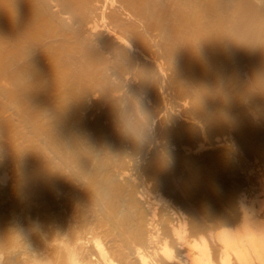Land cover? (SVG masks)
Wrapping results in <instances>:
<instances>
[{"label":"bare ground","instance_id":"1","mask_svg":"<svg viewBox=\"0 0 264 264\" xmlns=\"http://www.w3.org/2000/svg\"><path fill=\"white\" fill-rule=\"evenodd\" d=\"M112 1L0 0V264H264V0Z\"/></svg>","mask_w":264,"mask_h":264},{"label":"rangeland","instance_id":"2","mask_svg":"<svg viewBox=\"0 0 264 264\" xmlns=\"http://www.w3.org/2000/svg\"><path fill=\"white\" fill-rule=\"evenodd\" d=\"M101 2H98V4L96 3V5H97V7H99L98 8V10L96 11L97 13H99V14H105V15H107V13H109L111 10H113V8L115 7V4H114V1H112V0H100ZM113 3H112V2ZM112 4H111V3ZM262 4V3H261ZM117 6V5H116ZM254 6H255V4H254ZM101 12V13H100ZM104 15V16H105ZM123 16L121 17V19L122 20H128V17H126L125 16V14H122ZM108 20V18H100L99 19V21H98V26L96 27L97 29H95L94 28V30H96V31H93V30H90V27H88L89 28V30L90 31H93V32H98V31H100L103 35H105V36H108V37H113V36H115L117 33H111V32H115L114 30H112L111 29V25H110V23H109V20ZM109 25V26H108ZM111 26V27H110ZM110 27V28H109ZM91 29H93V28H91ZM110 29V30H109ZM140 30V29H139ZM142 30V29H141ZM108 31H109V33H108ZM150 32V31H149ZM111 33V35H109ZM152 33V34H151ZM151 33H149L150 34V36L148 35V41H149V45H151V47H150V51H149V56L148 55H145L144 56V58H142V61H143V63L145 62V63H147V62H153V63H155L156 65H159V67L161 66V68H162V70H164V71H162V72H160V69L158 70V68L157 69H155L154 68V70L156 71L155 72V74H154V78L158 81V84H157V95L160 97V99H165V101L163 100V103H162V100H161V103L163 104H160L159 105V109L158 110H160L161 112L159 113V118H162V120H164V118L166 119V116H169L170 118H174V119H170V121H172L173 123H171L169 120L167 121V126H172V124H174L175 125V123L176 122H174V121H176L177 119V121L179 122V121H186L187 123L188 122H190V120H189V117H188V113H187V110L189 109V106H191L190 104H191V99L189 98L190 96H188V94L185 96V94L186 93H184V96L181 94V97H180V94H179V90L177 89V83H175L174 82V64L173 63H175L174 61H172V60H175L174 58L172 59V57H170V59L169 58H167V57H169L167 54H166V56H163L164 54H165V52L163 51V47L161 46V44H162V40L160 41L159 40V38L160 39H162L161 38V34H160V32L158 31V30H151ZM113 35V36H112ZM152 37V38H151ZM115 40L117 39V38H114ZM160 44H159V43ZM154 44V45H153ZM160 47H159V46ZM163 51V52H162ZM159 52V53H158ZM164 53V54H163ZM161 54V55H160ZM159 55V56H158ZM160 56H163V57H160ZM140 58V59H141ZM151 58V59H150ZM146 60V61H145ZM166 60V61H165ZM238 64V65H237ZM236 65L240 68V66H239V63H236ZM235 65V66H236ZM163 66V67H162ZM165 67V68H164ZM234 67V66H233ZM234 69H235V67H234ZM241 69H239V71H240ZM244 70V69H243ZM172 71H173V74H172ZM239 71H237L238 73H239ZM242 71V70H241ZM240 71V72H241ZM238 73H237V75H238ZM240 74H242V72L240 73ZM239 74V76L238 77H240V79H242V76H243V79H245L244 78V75L242 74V75H240ZM169 75V76H168ZM173 75V76H172ZM159 76V77H158ZM130 77V76H129ZM128 77V78H129ZM128 78H126V79H124L125 81L127 80L128 81ZM225 80H229V77H226L225 76ZM160 79V80H159ZM172 79V80H171ZM243 79H242V82H243V84L245 83V82H247V80L245 79V82L243 81ZM132 80V79H131ZM130 80V78H129V82H133V81H131ZM134 80V79H133ZM136 80V79H135ZM134 80V83H132V84H134V85H136L137 84V80L135 81ZM123 82V84H127V85H132V84H128V82ZM241 81V80H240ZM134 85H132V86H134ZM161 86V87H160ZM176 86V87H175ZM129 87V86H128ZM159 88H160V90H159ZM174 88V89H173ZM164 89V90H163ZM176 89H177V91H176ZM182 91H180V93H181ZM178 93V94H177ZM115 94V93H114ZM119 94V95H118ZM121 92L120 93H116V95H114V97L113 98H117V97H120L121 95ZM98 95V93H96L94 96H92V97H95V96H97ZM92 97H90L91 99H95V98H92ZM184 97V98H183ZM169 98V99H168ZM108 99H111L110 97H106V99L104 98L102 101H104V103H105V100H106V102L108 101ZM174 99V100H173ZM181 100V101H180ZM170 101V102H169ZM173 102V103H172ZM88 104L90 103V100L87 102ZM149 104H151V103H149ZM188 104V105H187ZM188 108V109H187ZM178 110V111H177ZM186 111L185 113H187V119L185 118V116L183 117V115H184V113H183V111ZM190 110V109H189ZM188 110V111H189ZM97 111V110H96ZM96 111H94V113H92L91 115H93L94 117H95V115L94 114H98V112H100L99 110H98V112H96ZM182 111V113H180ZM182 115V117L180 116V114ZM179 114V115H178ZM90 115V114H89ZM179 117H178V116ZM3 116H6V114H4ZM90 118H88V119H90V120H93L92 119V117L91 116H89ZM164 117V118H163ZM186 122H185V124H186ZM184 123V122H183ZM173 125V126H174ZM230 138H231V141H230ZM234 138V135H229L228 136V134L226 133V134H223L222 136L221 135H218L217 137L215 136L214 138H213V140H212V138H211V142H213V143H211V146L210 147H220V148H223L222 146H225V145H229V142L230 143H234V141L233 140H235V139H233ZM1 140H3V139H1ZM1 140H0V142H1ZM216 140V141H215ZM221 140H223V141H221ZM228 140V141H227ZM225 141V142H224ZM162 143H164V141L162 142ZM225 143V144H224ZM1 145V147L2 148H4V143H0ZM3 144V145H2ZM170 147H173V146H171L170 145ZM207 147L209 148V146L207 145ZM207 147H205V149L204 150H206V149H208ZM2 148H0V152H1V150H2ZM174 149H175V147H174ZM176 150V149H175ZM190 152L192 153L193 151H191L190 150ZM189 151L187 152V153H190ZM194 153V152H193ZM249 158H250V160H249ZM0 159H2L1 157H0ZM258 159V160H257ZM247 160H248V164H252L251 166H253L252 167V169H254V171H252V174H256L257 175V173L259 174V175H257V176H259L260 177V175H261V178H264V163H262V161H261V159H259V158H255V160L256 161H254V158H252L251 159V157H248L247 158ZM256 164V165H255ZM262 173V174H261ZM252 174H251V176H252ZM10 175H12V174H10ZM9 175V176H10ZM254 176V175H253ZM260 178V179H261ZM8 179V178H7ZM258 181V180H257ZM256 181V182H257ZM262 181H264V179H262ZM254 188V187H253ZM255 189H257L256 187H255ZM259 196H260V198H262V197H264V194H259ZM150 197H152L151 196V194H150ZM262 199H264V198H262ZM163 208L162 206H159V208ZM262 213H264V211H261V213L260 214H262ZM168 240H169V242H171V243H173L174 244V242L173 241H175L174 239H169L168 238ZM167 240V241H168ZM176 247V246H175ZM177 248V247H176Z\"/></svg>","mask_w":264,"mask_h":264},{"label":"snow or ice","instance_id":"3","mask_svg":"<svg viewBox=\"0 0 264 264\" xmlns=\"http://www.w3.org/2000/svg\"><path fill=\"white\" fill-rule=\"evenodd\" d=\"M260 85L262 88H264V78H261Z\"/></svg>","mask_w":264,"mask_h":264}]
</instances>
